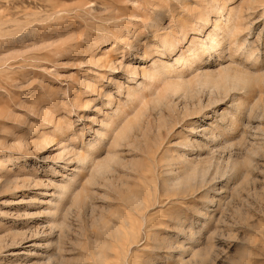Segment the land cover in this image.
<instances>
[{"label":"rangeland","instance_id":"374dc122","mask_svg":"<svg viewBox=\"0 0 264 264\" xmlns=\"http://www.w3.org/2000/svg\"><path fill=\"white\" fill-rule=\"evenodd\" d=\"M0 264H264V0H0Z\"/></svg>","mask_w":264,"mask_h":264},{"label":"bare ground","instance_id":"6f19581e","mask_svg":"<svg viewBox=\"0 0 264 264\" xmlns=\"http://www.w3.org/2000/svg\"><path fill=\"white\" fill-rule=\"evenodd\" d=\"M225 12H224L223 15L222 14L220 15L219 19L213 21L211 30L207 33L205 38H199V39H196V40H191L190 45L187 47V49L185 51H183L182 53H180V54L178 53L179 55L175 58V60H174V62L172 64H167V62H166V64L165 63L164 64H159V65L156 64V66L154 65L155 66L154 67V71H149L147 73H144V76L148 77L151 81H153V80L156 81V80L159 79V77L164 76L167 73H175V74L178 73L179 74L181 72L180 74H182V73H184V70H186L189 67V65H192L191 64L192 62L190 61V58L198 59L199 57H201L202 54L203 55L205 54L204 52H207V51L210 52L209 50H218L220 48V46L222 44V41L224 40L225 37L231 38L232 42H234L236 40L238 34H239V31H240V25L237 22V18L239 16L234 14V11H233V9L231 7H226L225 6ZM163 43H164L165 48L168 51H171V52H175L176 51L177 43L174 42L173 40H170V39L166 40L165 39V40H163ZM235 79L239 80V78H235ZM170 84L173 87H175V88H173V90L176 89L179 86V83L177 81L176 82H174V81L173 82H169L168 85H170ZM138 85H140V83ZM150 86H152V85H150ZM143 89L139 88L137 91H134V92L132 90L131 91L128 90V93H127L128 94L127 95L128 98L130 100H132V101L140 100L142 102L144 100V98H145V94H144V90ZM143 114H144V112H143ZM135 115L139 116V113H135ZM116 116H118V114ZM115 123H116V119L112 120L107 128L111 129L114 126ZM106 135H107V132H105V133L102 132V139L103 140L106 137ZM113 144H117L118 145V137H115V139L113 141ZM88 146H89L88 150H86L85 152L79 153L77 155V162H79L82 167L83 166H87V165L89 167V165H90V167H93V171L94 172H102L105 162L97 161L96 160V155L97 154L96 155L94 154V153H97L99 151L100 145L99 146L97 145L96 148H94V149L90 148L91 145H88ZM184 158H186V156L185 157L183 156V160H184ZM184 161L187 162L186 159ZM185 162H183V163H185ZM175 176H176V174H175ZM90 177L92 178V174H91ZM179 180H180L179 177L173 179V181L175 183L180 182ZM68 186L67 187L66 186H62L63 189H62L61 192L63 194H65V195L69 191ZM57 208H58V205H57ZM54 223H58V225H60L59 221H54ZM126 227H125V229H126ZM126 232H129V231L126 230ZM126 232H125V235H126ZM130 233H131V231L128 233L129 237L131 235Z\"/></svg>","mask_w":264,"mask_h":264}]
</instances>
